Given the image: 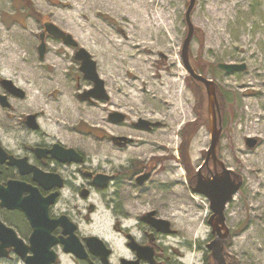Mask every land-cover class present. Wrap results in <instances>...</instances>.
Listing matches in <instances>:
<instances>
[{"label":"rangeland","instance_id":"374dc122","mask_svg":"<svg viewBox=\"0 0 264 264\" xmlns=\"http://www.w3.org/2000/svg\"><path fill=\"white\" fill-rule=\"evenodd\" d=\"M66 1L74 4V0H0V61L13 39L19 42V52L26 54L28 60L35 66L50 63L54 57H58L69 65L63 79L76 88L74 98L78 100L82 96L81 99L89 102L93 97L87 98L84 95L94 89V83L85 77L81 71V61L75 58L78 50L85 49L96 62L97 73L104 82L107 99L98 100L106 102L107 105L113 101L120 106L119 110L123 111L109 109L103 111L106 123L118 131L115 133L117 136L111 135V139L106 130L96 127L94 123L81 121L76 126L75 134L73 133L79 142L74 144L85 148L87 143L97 142L100 148L102 141L107 140L114 145L123 141V135L127 136L140 129L135 125L140 122L139 119L135 123L132 122L133 114L138 118L140 111H153L150 102L147 101L142 108H138L115 88V96L109 100L112 94L102 69L114 76L119 68L117 60L110 57L107 59L106 43L113 34H127L130 38L141 39L142 29L135 28L131 32L127 28L124 29L125 32L120 30L119 24L130 25L131 19L137 18L133 17L134 14L129 9L126 13L127 8L102 4L94 10L96 4L91 0L82 4L84 9L82 11L81 2L79 3L81 0H75L80 16L78 21L86 26L85 31L88 32L91 42L97 43L96 48L101 50L103 55L100 56L98 51L90 50L78 39L76 30L68 18L70 11L62 8ZM164 1L173 15L176 46L171 52H158L151 57L148 66L151 67L152 73H155L161 69V63L169 58L172 69L182 76V82L188 91L185 107L189 118L188 121L184 120L176 126L177 135L173 147L168 151L156 150L145 157H142V154L134 155L124 162L102 163L99 167H93L89 163L87 153L73 145L75 141L71 140L67 133H62L61 143L65 147L79 151L85 157L86 163L75 164V169L78 170L74 176L55 160L50 162L68 179V185L62 191V196L55 207L57 214L63 213L77 224L81 239L111 233L112 238L108 243L113 249L111 264H120L121 258L132 255L126 245L128 241L126 235L129 232L136 238V242H148L150 239L148 233L153 229L142 220V217L150 212H155L157 218L168 220L175 230L173 234L156 233L158 252L162 253L161 259L168 264H202L209 253L207 246L214 239L208 223L212 214L210 201L206 196L193 192L189 180L205 163V154L211 144L212 126L206 88L203 83L190 76L183 59V44L189 33L186 13L190 0ZM132 3L138 7L141 0ZM124 13L128 16H124ZM45 22H52L70 34L77 46L47 35L46 52L44 57H41L40 35L44 32ZM190 22L194 28V35L189 47V63L196 73L213 80L217 89L219 102L217 123L218 129L221 130L217 147L218 165L219 168L221 164L230 170L233 177L241 183L226 208V224L230 229V235L225 241L226 259L229 260L227 261L229 264H264V184L258 182V178L263 176L264 164L262 167L260 155L256 156L263 146V139L258 136H247L243 128L249 121L248 110L251 112L254 108L249 101L258 102L259 109L264 110V0H196ZM148 35L150 38L153 33ZM154 35L158 38V34ZM162 37L166 39L164 34ZM114 44L118 46L117 43ZM240 48L246 51L239 52ZM57 49L59 50L56 53ZM114 52L118 50L114 48ZM104 61L105 64L101 65ZM219 64L245 65L246 68L228 73L220 69ZM54 70L55 68L50 65L44 67V73H52ZM4 72L0 67V94L7 97L10 106H3L0 103L1 140L14 150L19 149V152L25 154H29V149L35 146L51 145V142L43 140L41 130H33L26 123V118L31 117L25 106L26 94L23 97H14L3 87L2 83L7 81L6 79L14 86L19 84L18 75L20 76L22 71L17 69L14 74L8 75ZM230 81L239 86H230L228 84ZM246 82H250L252 87L240 86ZM248 88L252 91L242 94L243 90ZM55 96L53 95V98ZM114 113L122 114L125 118L120 122L113 121L110 116ZM167 113L168 111L165 115H168ZM151 127L152 125L148 126ZM12 132L14 137L11 136ZM19 132L24 134V139L19 138ZM202 132L205 133V143L202 147L196 148L194 145ZM38 134L40 137L35 136ZM248 139H256V145L249 147ZM237 146L243 148L245 154L237 149ZM245 156L248 159H245ZM244 160H248V164ZM83 170L91 172L93 176L108 175L111 177L110 182L104 189L97 188L92 185V177L83 175ZM136 173L149 174V177L143 184H138ZM240 177L244 179L243 184ZM173 179H178L179 183L166 184ZM250 183L255 189L254 193L249 191ZM86 190L87 195H84L83 192ZM105 206L109 208L112 218L108 231L98 227L96 221L86 219L94 217L98 214L99 207ZM130 213L137 215L133 226L123 227L122 231L117 230L115 226L118 221H124ZM19 234L27 240L30 229L21 224ZM56 250L60 259L57 264H86L72 254L63 252L61 245ZM0 264L25 263L12 253L8 258L0 259Z\"/></svg>","mask_w":264,"mask_h":264},{"label":"bare ground","instance_id":"6f19581e","mask_svg":"<svg viewBox=\"0 0 264 264\" xmlns=\"http://www.w3.org/2000/svg\"><path fill=\"white\" fill-rule=\"evenodd\" d=\"M87 1L91 0L79 1V3L81 2L82 11H84L82 4L87 3ZM93 1L96 4L94 10L102 4L105 6L117 5L122 8H127L125 11L126 13L129 9L132 14H134L133 17H137L136 19H131L130 25L119 24V28L122 32L126 28L129 32L135 28L142 29L143 38H130L127 34L125 35L123 33V35H111V38L106 43L107 59L109 60L108 57H110L112 60H117L119 69L114 76L105 72L103 69L102 72L103 75H105L109 91L112 94L109 100L115 96V88L117 92L128 98L132 105L138 108H142V105L147 101L151 103V110L153 112H145L147 110L140 111L138 118L134 117L136 114H133L132 122L135 123L137 119L140 121L144 120L149 122L152 127L155 126V129L152 127L148 129L140 127L138 131L135 130L127 136L123 135V141L116 142L114 145L110 143V141L104 140L100 148H98L97 142H89L87 146L85 145L86 147L83 148L79 146V144H74L79 142L74 132L76 131V126L79 125L81 121L94 123L96 127L106 130L110 138L111 135L114 137L117 136L115 133L118 131L106 123V118L103 113L106 109L111 111H123L119 110L120 106L117 103L111 101L112 103L107 105L106 102H100L96 98L86 102L81 99V96L80 99L76 100L73 96L76 88L63 79L69 65L62 62L58 57H54V60L50 63H45L42 66H35L28 60L26 54L19 52V42H16L14 39L12 42H9L6 48L7 51L0 61V67L5 71V75L14 74L17 69L22 71V74L20 76L18 75L19 84L15 86L25 92V106H27V111L30 113L29 115L37 117V129L41 130V133L44 135L43 140L48 143L51 142L65 146L60 140L61 134L67 133L70 139L75 141L71 143L78 149L84 150L87 153L89 163L93 167H99L102 163L110 164L124 162L130 160L134 155L142 154V157H145L146 154H151L156 152V150L165 151L166 149L168 151L175 143V136L177 135L176 126L184 120L188 121L189 114L185 107L188 91L182 82V76L175 73L172 69L169 58L161 63V69L156 70L155 73H152V69L148 64L151 57L158 52H171L176 46V37L173 34L175 25L172 12L169 11L168 5L164 0H141V4L138 5V7L134 6L132 3V1L135 2V0H92V2ZM62 8L70 11L68 18L76 30L78 39L90 50L98 51L99 55L103 56L101 50L96 48L97 43L91 42L88 32L85 31L86 26L78 21V17L80 16H78L79 10L77 5H75V0L74 4L66 1L62 4ZM126 13H124V16H128ZM148 33H153V36L149 38ZM154 34H158V38H155L156 36ZM162 34L166 36V39L162 37ZM114 43H117L118 46ZM114 48H116L118 52H114ZM58 50L59 49H57L56 53ZM245 51L244 48L239 49V52ZM104 64L105 61L101 65ZM47 65L53 66L55 70L52 73H44V67ZM228 84L234 87L239 86L232 81L228 82ZM240 86L252 87V84L246 82L241 83ZM249 91H252L251 88L243 90L242 94L245 95ZM53 95H56L55 98H53ZM249 103H251L254 108H252L251 112L248 110L247 113L250 114L248 117L249 121L246 122L243 128L247 136H258L263 139V146L259 151L260 153L256 154V156L260 155L259 161L263 167L264 110L259 109L258 102L249 101ZM124 111L127 110L124 109ZM166 111H168V115H165ZM148 130L150 131L148 132ZM13 135L14 133L12 132L11 136L14 137ZM35 136L40 137L39 134ZM204 137V132L199 134L194 145L196 148L204 145ZM19 138L24 139V134L19 132ZM237 149L244 153V149L240 146H237ZM195 155L196 153H194V156ZM244 158L248 159L247 156ZM244 161L248 164V160ZM64 169L68 172L73 171L71 167ZM240 179L243 184V177H240ZM253 179L257 182L254 177ZM258 179V182L264 184V172L262 178ZM177 183H179V180L173 179L166 184ZM248 188L250 192H255L252 183H250ZM234 199H236V197ZM76 206H78V204ZM136 216L137 215L130 213L124 221L117 220L118 223L115 228L122 231L123 227H132L136 221ZM86 219L96 221L98 227L104 228L107 231L110 230L112 218L109 208L106 206L105 208L99 207L98 214ZM102 235L99 237L106 243H109L112 234L107 233L106 236H104V234Z\"/></svg>","mask_w":264,"mask_h":264},{"label":"water","instance_id":"95a60500","mask_svg":"<svg viewBox=\"0 0 264 264\" xmlns=\"http://www.w3.org/2000/svg\"><path fill=\"white\" fill-rule=\"evenodd\" d=\"M195 3L196 0H190L186 13V20L189 24V33L183 44V59L192 78L202 82L206 87L208 110L212 125V139L209 150L207 151V160L212 159L214 163L217 164L219 162L217 159V147L220 140L221 130L218 129L217 123L219 102L216 85L212 80L197 74L192 69L188 59L189 47L194 35V28L190 22V16ZM46 34L61 39L66 44L77 46V43L70 34L65 33L54 23L46 22L45 31L40 36L41 45L39 46V52L41 57H43L46 52ZM75 58L78 61H81V71L84 73L85 77L94 82V89L85 93L84 96L87 98L94 97L96 99H107V94L104 90V82L99 77L96 68L97 64L91 59L90 54L85 49H80L77 51ZM219 67L228 73L235 70H244L246 68L245 65L236 64H219ZM3 84L5 86H11L12 83L7 80L3 82ZM16 90L17 89H15V91ZM19 96H24V92L20 89ZM0 101L4 105H7L5 97H0ZM110 118L113 121L120 122L125 116L119 113H114ZM28 124L33 129L37 127L35 116L28 118ZM138 125L147 128L150 126V123L142 120ZM247 144L249 147H254L256 145V139H248ZM39 151V156L42 157L48 152L58 161L63 163L82 161L81 155L74 149H66L58 144L54 146L53 150ZM16 163L18 166L19 163L21 164V172L23 174L32 171L34 173V179L40 182L45 188L53 187L56 183L59 187L62 186L59 175L44 173L38 168L29 165L26 159H23L22 161L19 160V162ZM16 163L15 161L12 162V164ZM28 167H30L29 170H27ZM221 167V172L216 170L211 176H204L202 175L201 170H199L197 184L193 187V192L206 196L210 201L212 214L209 217L208 223L212 229V234L215 237L207 247L212 252V256L218 264H228L224 255V244L226 238L230 234V229L226 224L225 211L228 202L233 199L234 195L239 190L241 183L232 177L230 170L222 165ZM147 176L148 174L141 176V178H139V183H142ZM109 180L110 176L98 174L94 177V184L103 187L108 184ZM29 190L34 192L30 196V200L28 198H22V193ZM83 194L87 195V192H84ZM58 195L59 193H54L48 198H43L36 189L24 182H10L7 188L0 186L1 206L10 210L19 209L24 212L28 217L32 228L29 243H26L24 239L17 235L13 228L6 226L0 219V259L7 258L10 255L9 249H13V252L17 254L25 264H56L59 261V255L56 252L55 247L62 245L65 253H72L77 259L90 260V252L92 255L100 257L103 264H111L109 257L112 254V249L108 247L103 239L97 236L87 237L85 242L89 249L88 252L85 245L76 234L77 225L74 222H72L66 215H63L58 219H51L49 217V206L56 202ZM143 219L158 232H175L171 229V223L168 220L155 217V212L148 213ZM58 227L63 229V234L61 236H55L53 234ZM130 245L137 251L138 258L136 260L122 259V264H141V260H144L149 264H156L152 247L141 246L135 241H132ZM90 264L94 263L90 261Z\"/></svg>","mask_w":264,"mask_h":264},{"label":"flooded vegetation","instance_id":"af4514ba","mask_svg":"<svg viewBox=\"0 0 264 264\" xmlns=\"http://www.w3.org/2000/svg\"><path fill=\"white\" fill-rule=\"evenodd\" d=\"M3 87L7 91H9L14 97H20L19 96V90L17 88H15L13 84H11V86L10 85L5 86L3 84ZM13 87L15 89H17V90L15 91V89ZM0 97H5V99H6V104L7 105H4L0 101V103L3 106H10L6 96L0 94ZM26 123L29 126L28 118H26ZM36 125H37V127L35 129L38 128V124H36ZM136 126H138V124H136ZM55 145H57V144L51 143V145L48 144V145H44V146H35L34 148H30L29 149L30 150L29 154L28 153L25 154V153L19 152V149L18 150H14V148L9 147L8 144H6V143L4 144V142L0 138V186L3 187V188H7L9 186L10 182H24L27 185H30L32 188L36 189L38 191V193H40V195L43 198H48L51 194L59 193V195L57 196L56 202L54 204H52L51 206H49L48 214H49V217L51 219H58L62 215H65L63 213L62 214H57L55 207H56L57 203L59 202V200H60V198L62 196V191L68 185V179L66 178V176L63 173H61V171H59L55 167H53L50 162L55 160L56 163L58 162L57 163L58 165L61 164L63 166L62 167L63 169L64 168L67 169L68 167L73 168L72 174L74 176L76 175V172L78 170V168L75 169V164L76 165H82V164L86 163L85 157L79 151H77L75 148H72V147H71L72 149H74L77 153H79L81 155V157H82V161L81 162H76V161L66 162V163L59 162V161H57L56 158H54L52 156L51 153H48V152L45 153V155L42 156V157L39 156V152H40L39 150H44V151L53 150ZM58 145H60V144H58ZM60 146L63 147V148H69L70 149V147H65V146H62V145H60ZM205 156H206L205 163L199 169V170H201L202 175L211 176L212 173H215L216 170L218 172H221V168H219V165L215 164L213 160H212V163H211V159L207 160V155L205 154ZM23 159H26V161H27V163L29 165H31V166H33L35 168H38L39 170L43 171L44 173L59 175L61 183H62V186L59 187V185L56 183V185H54L53 187L45 188L40 182H38L37 180L34 179V173L32 171H30L29 173L23 174L21 172L22 171L21 164L19 163V166H18L17 163H16V162H19V160L22 161ZM13 161H15L16 164H12ZM50 165H51V167H49ZM29 169H30V167L27 168V170H29ZM141 174L142 173H136L135 174L136 181H137L138 184H143L149 177V174H148V176L143 180V182L139 183V178H141V176H143ZM83 175L84 176H88V177H92L93 178L92 185L96 186L94 184V177L95 176H93V174L91 172L83 170ZM144 175H146V174H144ZM197 179H198V174H195V173H193V175L189 178L192 187H194V184H195V182H197ZM54 181H56V180H54ZM54 181H52V182H54ZM107 185L103 186V187H99V186H96V187L100 188V189H104L105 187H107ZM85 192H88V191L86 190ZM32 193H34L32 190L25 191V192L22 193V198H28L29 199L30 196L32 195ZM143 218L144 217H142V220L145 221ZM0 219L6 226L13 228L16 231L18 236L20 235L19 234V226L21 224L24 225L25 227L27 226L30 229V234L28 235L27 240L25 239V237H21V238L24 239L26 242H28L29 237H30V235L32 233V228H31V225H30V221H29L28 217L26 216V214L24 212L20 211L19 209L10 210V209H8L6 207H2L1 206V201H0ZM146 223L149 224L148 222H146ZM171 227H172V225H171ZM152 229H153V231L148 233V236H149L150 239L148 240L147 243H140V242L139 243L137 242V243L139 245H141V246H148V247H152L153 248V250H154V258H155L156 264H168L165 260L161 259L162 253L158 252L159 246L155 242L156 239H158L156 233H158V234H161V233H159L153 227H152ZM62 230L63 229L61 227H58L57 229H55L53 234L55 236H61L63 234ZM76 234L78 236L80 234L78 227H77V230H76ZM126 236L128 238V241L126 242V245L129 248V251L132 252V255L128 256L127 258L128 259H137L138 258V253L130 245L132 241L136 242V238L130 232ZM85 238L86 237H83L82 239L81 238L80 239L84 243V245L86 246ZM9 251H10V256H11V254L14 253L13 249H9ZM112 255H113V253H112ZM89 258H90V260H84V262L86 264H90V261L93 262L94 264H103L101 262V258L100 257L94 256L90 252H89ZM121 260H122V258L120 259V264H121ZM141 264H148V263L145 262L144 260H142Z\"/></svg>","mask_w":264,"mask_h":264},{"label":"trees","instance_id":"16d2710c","mask_svg":"<svg viewBox=\"0 0 264 264\" xmlns=\"http://www.w3.org/2000/svg\"><path fill=\"white\" fill-rule=\"evenodd\" d=\"M227 261H229V260H227ZM203 264H218V263L214 260V258L212 257V254L209 252L208 255L206 256V258L204 259Z\"/></svg>","mask_w":264,"mask_h":264}]
</instances>
